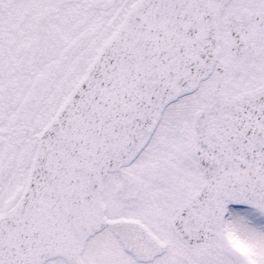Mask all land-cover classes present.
I'll use <instances>...</instances> for the list:
<instances>
[{"label": "snow or ice", "instance_id": "6c2138e0", "mask_svg": "<svg viewBox=\"0 0 264 264\" xmlns=\"http://www.w3.org/2000/svg\"><path fill=\"white\" fill-rule=\"evenodd\" d=\"M0 264H264V0H0Z\"/></svg>", "mask_w": 264, "mask_h": 264}]
</instances>
